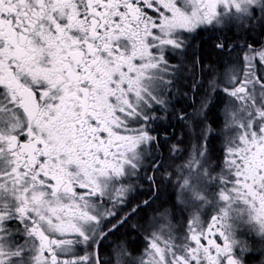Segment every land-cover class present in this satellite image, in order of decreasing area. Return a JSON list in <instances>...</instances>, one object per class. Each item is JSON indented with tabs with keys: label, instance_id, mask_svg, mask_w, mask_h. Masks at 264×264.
Returning <instances> with one entry per match:
<instances>
[{
	"label": "snow or ice",
	"instance_id": "obj_1",
	"mask_svg": "<svg viewBox=\"0 0 264 264\" xmlns=\"http://www.w3.org/2000/svg\"><path fill=\"white\" fill-rule=\"evenodd\" d=\"M264 264V0H0V264Z\"/></svg>",
	"mask_w": 264,
	"mask_h": 264
},
{
	"label": "flooded vegetation",
	"instance_id": "obj_2",
	"mask_svg": "<svg viewBox=\"0 0 264 264\" xmlns=\"http://www.w3.org/2000/svg\"><path fill=\"white\" fill-rule=\"evenodd\" d=\"M251 264H256V261H255V260H252V261H251Z\"/></svg>",
	"mask_w": 264,
	"mask_h": 264
}]
</instances>
